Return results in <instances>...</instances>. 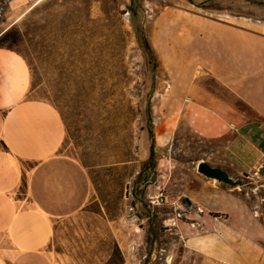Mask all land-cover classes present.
<instances>
[{
  "label": "rangeland",
  "instance_id": "374dc122",
  "mask_svg": "<svg viewBox=\"0 0 264 264\" xmlns=\"http://www.w3.org/2000/svg\"><path fill=\"white\" fill-rule=\"evenodd\" d=\"M214 26L264 36V0H0V36L11 32L3 45L30 68V97L65 118L64 153L106 196L107 212L92 184L89 213L58 226L55 249L71 264H219L212 242L195 249L205 234L181 239L163 227L176 203L186 205L180 193L197 164L227 159L221 141L198 136L168 99L206 76L196 44ZM150 128L155 158L144 168ZM250 169L232 178L244 189L264 184ZM159 192L165 201L149 205ZM246 198L264 225V194Z\"/></svg>",
  "mask_w": 264,
  "mask_h": 264
},
{
  "label": "crops",
  "instance_id": "0c3cea01",
  "mask_svg": "<svg viewBox=\"0 0 264 264\" xmlns=\"http://www.w3.org/2000/svg\"><path fill=\"white\" fill-rule=\"evenodd\" d=\"M196 49L206 76L168 99L173 115L198 136L221 141L227 159L215 166L236 178L264 160V36L214 26ZM31 88L23 57L0 47V264H71L55 249L58 226L89 213L96 199L86 169L63 151L59 111L30 97ZM186 184L180 193L186 205L176 203L186 217L177 235L205 234L195 249L201 240L212 242L206 249L219 264H264V225L246 198L264 194V184L244 189L201 174Z\"/></svg>",
  "mask_w": 264,
  "mask_h": 264
},
{
  "label": "trees",
  "instance_id": "16d2710c",
  "mask_svg": "<svg viewBox=\"0 0 264 264\" xmlns=\"http://www.w3.org/2000/svg\"><path fill=\"white\" fill-rule=\"evenodd\" d=\"M9 36H11V32L9 30H7L6 32L4 31L1 34V36H0V47L12 50L10 47H6V46L3 45V43L9 38ZM18 37H21L19 32H17V34L14 35V40H16V38H18ZM144 43H145V47L147 48V50L153 55V50H152L150 44L148 43V41L146 39L144 40ZM60 115H61V113H60ZM61 117L63 119L64 125H65V128H66V134H67L68 133V126L66 124L65 118L62 115H61ZM148 136H149V140H150L149 157H148L147 163L145 164L144 168L147 167L149 164L153 163L154 162V158H155V141H154V134H153L151 128L148 129ZM81 165L85 169H88L87 166H85L83 163H81ZM88 175H89V178H90L92 184L94 185V188H95V190H96V192L98 194L99 209H101V207H103L104 210L107 212L108 211V207H107L106 196H104L101 193V191L97 188L96 183H95L93 177L91 176V174L88 173ZM99 214H101V210L99 211ZM106 264H113V263L111 261H108ZM118 264H123V263L121 262V263H118Z\"/></svg>",
  "mask_w": 264,
  "mask_h": 264
},
{
  "label": "built area",
  "instance_id": "2783aa9c",
  "mask_svg": "<svg viewBox=\"0 0 264 264\" xmlns=\"http://www.w3.org/2000/svg\"><path fill=\"white\" fill-rule=\"evenodd\" d=\"M249 179H254V180H259L263 181L264 180V160L258 161L255 163L249 173L247 174ZM165 196L162 192H159L157 195H153L149 197V205L151 206H158L161 203L165 201ZM184 214L180 211H177L171 219L165 220L163 222V227L165 229H176L178 226V223L183 219Z\"/></svg>",
  "mask_w": 264,
  "mask_h": 264
},
{
  "label": "water",
  "instance_id": "95a60500",
  "mask_svg": "<svg viewBox=\"0 0 264 264\" xmlns=\"http://www.w3.org/2000/svg\"><path fill=\"white\" fill-rule=\"evenodd\" d=\"M196 170L206 178L216 180L232 187L241 186L242 183L240 180L234 181L230 178L225 170L218 167H212L205 161H200L196 166Z\"/></svg>",
  "mask_w": 264,
  "mask_h": 264
}]
</instances>
